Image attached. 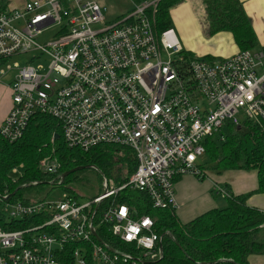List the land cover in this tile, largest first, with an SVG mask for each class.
Returning a JSON list of instances; mask_svg holds the SVG:
<instances>
[{"label":"built area","instance_id":"built-area-1","mask_svg":"<svg viewBox=\"0 0 264 264\" xmlns=\"http://www.w3.org/2000/svg\"><path fill=\"white\" fill-rule=\"evenodd\" d=\"M160 1L133 2V10L115 21H106L98 0H30L21 8L0 3V86L11 95L2 137L18 141L43 114L62 124L69 148L128 147L137 159L127 184L109 188L104 177V194L88 203L64 192L55 202L11 203L0 196L5 221H36L24 231L0 227V264H63L74 243L89 245L75 250L76 264H86L88 251L99 264H139L95 238L94 206L129 187L146 193L155 209L176 210L175 180L202 175L198 161L207 139H224L225 127L246 121L264 125V53L214 62L186 57L174 27L156 30ZM52 27L55 34L39 42ZM26 55L23 65L10 64ZM40 169L57 176L48 186L63 182L57 158H44ZM216 193L227 197L221 187ZM102 223L136 244L142 259L163 257L150 217L135 220L127 206L110 207Z\"/></svg>","mask_w":264,"mask_h":264},{"label":"trees","instance_id":"trees-1","mask_svg":"<svg viewBox=\"0 0 264 264\" xmlns=\"http://www.w3.org/2000/svg\"><path fill=\"white\" fill-rule=\"evenodd\" d=\"M147 0H133L142 3ZM185 0H161L156 10V30L162 32L172 28L171 10ZM207 14L208 34L230 33L239 52L262 51L254 32L252 22L244 11L240 0H201ZM184 55L194 58L185 51ZM208 61H216L209 56ZM238 127H229L224 139L218 136L207 139L205 155L214 164V169L225 171L256 172L258 187L256 190L237 195L229 188L227 206L212 209L189 223H181L176 210L155 209L148 195L127 187L116 195L104 200L98 207L94 225L98 239L110 248L140 259L139 264H249L251 256H264V211L249 206L248 201L254 195L264 194V125L252 121L243 122ZM58 135L60 138L55 139ZM55 157L61 164L58 176L75 168H84L71 174L56 188L78 200L76 192L68 187L70 183H81L80 174L93 171L98 181L105 177L113 181L115 188H121L135 172L137 159L135 152L128 147L101 145L89 151L69 148L64 139L62 124L48 116L38 114L31 119L23 137L9 142L0 134V196L7 202L33 203L39 198L31 194L34 189L42 188L55 180L57 176H46L39 163L46 157ZM22 166L24 174L20 179L12 177L14 169ZM202 175L195 176L204 181L206 173L198 165ZM182 176L176 178L175 183ZM58 186V187H57ZM220 188V187H219ZM216 193V189L215 192ZM99 193L94 198H100ZM216 195H218L216 193ZM220 196V195H218ZM4 201V200H3ZM1 204V203H0ZM97 205L94 206V210ZM127 206L135 220L144 216L154 221L153 232L161 239L157 243L163 257L151 260L142 259V252L136 244H128L115 237L107 224L102 223L104 211L110 207ZM0 213V227L4 231H24L33 219L23 221H5ZM96 242V239H93ZM89 247L74 243L65 250L63 264H76L73 254L76 249ZM86 264H99L90 251L85 256Z\"/></svg>","mask_w":264,"mask_h":264},{"label":"crops","instance_id":"crops-1","mask_svg":"<svg viewBox=\"0 0 264 264\" xmlns=\"http://www.w3.org/2000/svg\"><path fill=\"white\" fill-rule=\"evenodd\" d=\"M30 1V0H29ZM243 4L244 11L252 22L254 32L258 38L261 47H264V0H240ZM4 3H7L4 2ZM8 4V3H7ZM201 0H185L182 4L171 10V18L173 27L178 26L179 32L183 36L186 46L189 45L185 32L188 33L187 25L193 22L200 16L198 8L202 5ZM22 6L16 7L21 8ZM15 6V5H14ZM17 6V5H16ZM15 8V7H14ZM175 21V24H174ZM191 30V29H190ZM193 31V30H191ZM197 37L201 36V31L198 27L195 30ZM195 50L187 51L198 57H211L216 60L231 58L239 53V49L230 33H219L210 40L201 38V43H198L195 38ZM2 87V86H0ZM5 88V87H3ZM9 98V104L0 114V125L3 123L11 109V95L9 89H6ZM239 175L234 178L225 179L224 183L199 181L195 176L186 175L176 183L178 187L176 197V216L183 223H189L197 217L212 209H222L227 206V200L216 195L217 187L229 188L231 192L241 195L252 192L258 187V179L256 172L237 171ZM224 178V177H220ZM234 178V179H233ZM252 208L264 211V194L254 195L248 201ZM249 264H264V256H251Z\"/></svg>","mask_w":264,"mask_h":264},{"label":"rangeland","instance_id":"rangeland-1","mask_svg":"<svg viewBox=\"0 0 264 264\" xmlns=\"http://www.w3.org/2000/svg\"><path fill=\"white\" fill-rule=\"evenodd\" d=\"M6 1L10 5L11 8H14V7H18V5L22 6V4H25L29 0H0V3L6 2ZM98 2L105 8V11L103 13H104V17L106 21H115L117 19H121L125 17L128 13H130L134 8L133 0H98ZM198 11L200 13V16L196 19V21L193 19V22L187 25V27L189 28L187 31L188 33L186 32L184 33L187 36V40L189 41L190 46H186V44L184 43L183 36L179 32L178 26L175 24V21H174V24H175L174 28L178 34L182 48L185 51L191 52L192 50L193 51L195 50L196 48L195 41H194L195 38L197 39L198 43H201V38H203L204 40H210L214 36L217 35L216 34L214 36H210L208 34V20H207L206 10L203 4L198 8ZM197 27L199 31H201V36L203 35V37H199V38L197 37V32L195 31ZM190 29L193 31H191ZM56 31H57V28L55 27H52L46 30L44 35L38 39L39 42L41 43L46 42L53 34H55ZM30 57L31 56L26 55L21 58H14L11 60L10 64L13 65L15 63H21V65H23L24 63L28 62ZM42 62L45 64V66H47L46 61L43 60ZM7 104H9V98L6 93V90L5 88L0 87V114L1 112H3ZM228 132H229L228 128L225 127L224 133L226 134ZM40 163H39V166H40ZM198 165L202 166L203 170L206 173L207 178L205 179L206 181L204 180L205 182L213 181V182H218L222 184L224 183L223 181L225 179L229 180V178H231L232 176L236 178V176L239 175L237 171H225L222 173L218 172L217 170L213 168L214 164H211L210 160L208 159L206 155H203L199 159ZM23 174H24V170L20 168L18 169L16 173H13L12 177L15 179H20L23 176ZM80 176L83 178V182L70 183L68 184V187H70L76 192L78 196V200L80 201L81 204L91 202L93 199H95L94 197L98 195L99 193L104 194L105 192L104 179L100 184V181H98L95 172L93 171L85 172V173L80 174ZM220 177H224V178H220ZM107 181H108L109 188L112 187L113 189H118V188H115L112 180L107 179ZM177 189L178 187L175 184V193ZM31 194L35 195L36 196L35 198H40V199L45 198L48 201H52V202L62 200L65 196L62 189L55 188V187L48 186V185L43 186L42 188L34 189Z\"/></svg>","mask_w":264,"mask_h":264},{"label":"water","instance_id":"water-1","mask_svg":"<svg viewBox=\"0 0 264 264\" xmlns=\"http://www.w3.org/2000/svg\"><path fill=\"white\" fill-rule=\"evenodd\" d=\"M240 128L241 127H238V130H240ZM60 137L58 136V135H56L55 136V139L56 140H58ZM84 168H82V167H79V168H75V169H73V170H71V171H69V172H66V173H64L62 176H61V179L62 180H65L68 176H70L71 174H73V173H76V172H78V171H81V170H83ZM99 205L100 204H98L97 206H96V208H95V210L97 211L98 210V207H99ZM94 236H95V238H97L98 239V236H97V233H94ZM99 240V239H98ZM100 241V240H99ZM101 242V241H100ZM160 252H161V254H163V251H162V248L160 247Z\"/></svg>","mask_w":264,"mask_h":264}]
</instances>
